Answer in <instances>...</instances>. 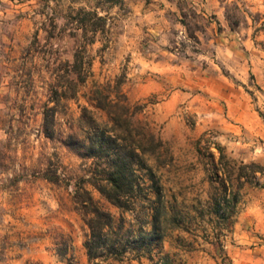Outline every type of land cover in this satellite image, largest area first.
Wrapping results in <instances>:
<instances>
[{"label":"rangeland","instance_id":"rangeland-1","mask_svg":"<svg viewBox=\"0 0 264 264\" xmlns=\"http://www.w3.org/2000/svg\"><path fill=\"white\" fill-rule=\"evenodd\" d=\"M80 9L108 18L93 45L72 23ZM78 50L91 73L58 105L49 139L44 107L54 105L52 90ZM119 77L171 157L149 162L169 210L151 254L174 264H264V186H245L224 231L210 215L220 151L264 164V0H0V264H92L73 200L92 160L64 139L82 135L83 107L101 117L90 102L94 84ZM85 187L132 242L115 264H150L137 239L152 231L155 205L144 197L154 193L122 211Z\"/></svg>","mask_w":264,"mask_h":264},{"label":"trees","instance_id":"trees-1","mask_svg":"<svg viewBox=\"0 0 264 264\" xmlns=\"http://www.w3.org/2000/svg\"><path fill=\"white\" fill-rule=\"evenodd\" d=\"M71 20L76 29L81 30L85 46L93 45L98 35L107 31L108 18L99 16L97 12L80 9ZM91 66V60L82 50H78L73 62H68L59 76L50 98L54 105L46 104L43 111V133L47 138L54 139L56 136L58 105L64 99L76 97L79 87L90 76ZM122 84V77L114 85L95 83L90 102L101 113V117L88 107H83L79 119L82 135L70 133L64 139L66 147L80 157L92 160L89 178L78 183L73 194L76 209L89 228L85 242L88 259L92 264L121 262L132 242L130 237H125L123 225H116L113 215L85 187L86 182L122 211L132 210L141 192H153L154 199L148 194L144 197L155 205L152 209V231L137 240L141 239L140 247L150 253V264H174L168 254L157 259L151 254L154 244L164 238L162 231L166 229L164 225L169 210L154 166L149 162L153 160L155 167H160L168 164L171 157L152 122L145 117L146 105L133 103L123 92ZM212 172L211 177L218 186L210 198V215L215 217V229L222 232L230 225L245 186H264V164H239L220 151L219 161L213 163ZM146 183L147 188H144Z\"/></svg>","mask_w":264,"mask_h":264}]
</instances>
